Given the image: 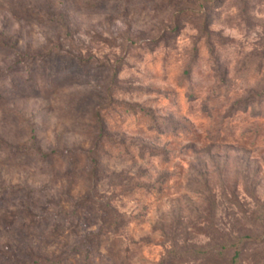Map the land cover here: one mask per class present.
Here are the masks:
<instances>
[{
	"label": "rangeland",
	"instance_id": "obj_1",
	"mask_svg": "<svg viewBox=\"0 0 264 264\" xmlns=\"http://www.w3.org/2000/svg\"><path fill=\"white\" fill-rule=\"evenodd\" d=\"M264 264V0H0V264Z\"/></svg>",
	"mask_w": 264,
	"mask_h": 264
},
{
	"label": "trees",
	"instance_id": "obj_2",
	"mask_svg": "<svg viewBox=\"0 0 264 264\" xmlns=\"http://www.w3.org/2000/svg\"><path fill=\"white\" fill-rule=\"evenodd\" d=\"M242 241H241V239H239V240H237L236 241V243H234L233 245H231V247L233 248V249H235V252H234V256H233V258H232V262H231V264H235V262H236V260L238 259V257H239V254H240V252H239V250H240V243H241Z\"/></svg>",
	"mask_w": 264,
	"mask_h": 264
}]
</instances>
